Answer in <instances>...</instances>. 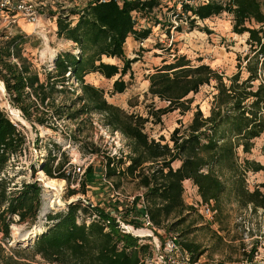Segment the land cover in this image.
<instances>
[{
    "label": "trees",
    "instance_id": "trees-1",
    "mask_svg": "<svg viewBox=\"0 0 264 264\" xmlns=\"http://www.w3.org/2000/svg\"><path fill=\"white\" fill-rule=\"evenodd\" d=\"M161 1L89 0L71 13L58 14V36L73 42L78 53L72 50L58 53L54 67L44 80L33 63L23 56L24 33L5 38L0 32V79L11 102L28 120L40 124L48 116L77 120L98 112L104 115L106 125L129 140L131 153L127 160L108 155L102 172L108 180L131 176L145 188L142 195L125 205V215H119L130 225L136 221L128 219L129 214L141 219L145 212L156 228L167 226L171 219H174L170 224L172 230L187 222L188 214L195 209L185 201L186 181H191L197 189L200 204L213 201L217 211L221 210V197L227 192H233L242 206L264 210V182L253 190L247 182V173L263 171L264 164L247 157L241 161V153H251L256 139L264 133V0H208L193 5L179 1L182 10L173 15L181 20V14L190 13L192 26L197 18L204 20L224 12L232 14L233 32L248 33L247 44L253 55L246 54L243 59L239 56L238 70L228 78L209 64L192 65L186 54L175 55L171 62L164 59V65L156 66V71L148 75V91L167 104L151 108L148 116L126 112L108 100L104 88L88 80L91 75L112 79V94L127 90L129 82L125 76L138 60L128 57L127 41L133 36L143 42L152 32V27L137 28L135 15L149 17ZM173 8V12L177 11V5ZM73 15L78 18L74 20ZM177 28L181 30L180 26ZM12 54L20 63L10 59ZM104 57L119 59L122 65L106 61ZM243 70L248 74L244 78ZM260 79L255 88L254 82ZM212 82H215V93L208 115L197 106L189 125L172 131V145L163 142L164 138H150L145 124L151 117L161 122L169 112L188 111L194 100L190 94L198 93L203 85ZM63 93L73 95L71 103L66 100L57 103ZM25 143L26 135L0 107V170ZM64 164L60 160L56 165L45 160L42 169L50 178L68 180L69 174L62 171ZM92 171L90 164L87 174ZM86 185L84 182L83 186ZM77 192L72 189L69 196ZM41 193L38 181L23 182L21 188L9 193L8 181L0 179L3 207L0 232L4 237L11 236L12 223H36ZM142 202L144 205L140 207ZM120 205L118 202L115 209L120 211ZM82 212L86 216L80 215ZM117 217L93 202L72 201L66 210L49 213L47 219L51 224L28 244L13 249V253H5L0 243V264H149L147 258L153 257L150 253L147 257L149 245L123 231ZM188 232L184 231L181 236L185 237ZM179 244L191 263L203 253L199 244L187 240Z\"/></svg>",
    "mask_w": 264,
    "mask_h": 264
},
{
    "label": "rangeland",
    "instance_id": "rangeland-1",
    "mask_svg": "<svg viewBox=\"0 0 264 264\" xmlns=\"http://www.w3.org/2000/svg\"><path fill=\"white\" fill-rule=\"evenodd\" d=\"M43 1L46 5L43 11L46 15L43 17L47 19L41 20V24H34V30L30 32L22 24L31 22L23 18L14 28L17 33H24L26 42L23 46V56L33 63V67L40 72L42 80L46 78V73L54 67L58 53L65 50L78 53L73 42L58 36L57 15L63 12L71 13L74 9L84 7L89 0ZM174 5H177L175 12L172 11ZM180 9L179 0H162L160 5L149 14V17H143L142 14L135 15L137 28L152 27V32L143 42L133 36L127 41L128 57L138 60L132 63L131 70L125 76L129 87L124 93H111L112 79L97 75L88 76L89 81L104 88L111 103L120 106L128 113L143 116H148L151 108L165 106L167 104L165 101L149 93L148 75L156 71V66H163L164 59L168 62L173 61L175 55L186 54L194 66L202 63L209 64L223 73L226 78L237 72L239 56L243 59L246 54L253 55L250 45L247 44L248 33L233 32L232 14L224 12L204 20L197 18L192 26L190 13L181 14V20L173 15ZM71 18L76 20L78 16L73 15ZM159 21L160 23L157 24ZM179 26L180 31L177 28ZM104 59L122 65L119 59L107 57ZM17 60L19 62L18 58ZM243 71L244 78L248 74L245 70ZM0 81L3 80L0 79ZM260 81L261 79L254 82L255 88ZM214 83L203 85L198 93L190 94L189 97H193L194 100L188 111L182 113L177 109L169 112L163 115L161 122L151 117L145 124V131L150 138L157 140L164 138L163 142L168 141L172 145L170 141L172 131L176 127L185 129L191 122L197 106L205 115H208L215 93ZM4 91L0 88V107L26 135V143L18 154L11 156L5 168L0 170V179L8 181L9 193L21 188L23 182L38 181L42 186L41 205L36 223H12L11 236L8 238L0 232V243L4 252L11 254L13 249L28 244L31 238L26 241L20 240L23 235L37 228L45 230L47 225L51 224L47 219L49 213L64 211L70 202L77 199L93 202L110 212L117 207L116 204L119 202L122 204L119 207L120 211L115 210L114 215L124 216L125 205L132 203L135 196L142 195L145 188L131 176L110 179L113 186L115 185L113 188L106 182L102 168L108 155L127 160V155L131 153L129 140L120 131L112 130L106 125L104 115L98 112L92 113L90 118L84 115L77 120L66 116L60 118L48 116L44 124L30 121L21 109L13 105L7 90ZM72 97L71 93H63L58 96L57 103L62 100L71 103ZM16 109L20 111L19 116L13 113ZM263 144L264 133L256 139V145L251 153H241V161L247 157L264 164ZM45 160L54 162L55 165L59 160L65 162L62 171L65 170L69 174V179L54 178L57 183L47 186L45 179L47 180L50 176L42 169ZM90 164L93 165V171L87 174ZM177 165V161L173 162L174 167ZM79 167H81L80 171ZM61 179L64 182H61ZM84 182L87 184L85 187ZM247 182L248 187L253 190L264 182V170L249 171ZM84 188L86 193L83 192ZM72 189L78 192L69 196ZM184 197L186 203L193 206L195 210L188 214V221L176 230L170 229V224L174 219H171L167 226L156 228L141 224V219L135 214L128 215V219L136 221V224L131 225L135 229L150 231L148 235L131 232L140 238L141 243L149 245L147 246V257L153 254L154 258H159L158 261L161 264L164 262L170 264L161 249L158 252L154 251L153 244L154 241H158L163 247L168 237L175 235L179 241L187 240L199 244L200 250L203 251L195 263L188 261V256L185 254L176 255L175 259H180V264H264V210H255L251 205L242 206L233 192H227L221 197V210L216 212L213 219H207L199 210L200 196L194 186L193 189L189 186L185 187ZM2 210L3 207L0 205V212ZM80 215L86 216L83 212ZM127 222L125 223L128 224ZM186 230L190 232L182 237V233Z\"/></svg>",
    "mask_w": 264,
    "mask_h": 264
},
{
    "label": "built area",
    "instance_id": "built-area-1",
    "mask_svg": "<svg viewBox=\"0 0 264 264\" xmlns=\"http://www.w3.org/2000/svg\"><path fill=\"white\" fill-rule=\"evenodd\" d=\"M179 1L193 5L197 1H208V0H179ZM44 6L46 7L43 0H0V32L5 34L4 36L5 38H9L10 36L16 34L17 32L14 28L15 26L19 25V20L21 18L35 25H38L41 20L46 18L43 17L46 15V13L43 12ZM11 59L19 63L14 54L11 55ZM78 170L80 171L81 167H79ZM105 180L108 183V185L114 188L113 183L110 180L106 178ZM91 205L93 206V204ZM142 205H144V202L140 203V207ZM199 210L207 219H213L217 212V210L214 208L213 201L206 203L202 202L199 205ZM117 220L120 223V227L123 231L131 233V231L129 230V226L131 225L126 224L119 216L117 217ZM141 220L146 227H154L148 212H145L143 214ZM161 247L162 246L158 241H154L153 248L155 252L156 251L158 252L161 249L165 256L163 254L162 255L165 258H168L167 260L170 264H180V259L176 260L175 256L176 255L183 256L185 253L181 248V245L179 244L178 237H176L175 235L169 236L168 239L165 241L164 246L162 248ZM162 255L161 257L163 258ZM158 260L159 258L157 257L156 258L151 257L149 260H147V262L149 264H161ZM163 264L166 263L164 262Z\"/></svg>",
    "mask_w": 264,
    "mask_h": 264
},
{
    "label": "bare ground",
    "instance_id": "bare-ground-1",
    "mask_svg": "<svg viewBox=\"0 0 264 264\" xmlns=\"http://www.w3.org/2000/svg\"><path fill=\"white\" fill-rule=\"evenodd\" d=\"M0 88H2L3 90H5L6 91V87H5V83L3 82V81H0ZM4 91V92H5ZM19 110L18 109H16V110H13V113H15L16 115H18L19 116ZM45 181H46V184H47V186H53L55 183H57V181H56V179H54V178H48L47 180L45 179ZM61 182H64V180L63 179H61ZM62 185V184H61ZM129 230L132 232H135V233H137V234H139V235H148L149 234V232L150 231H148L147 229H135V228H133V227H131V226H129ZM43 231V228H37L35 231H33V232H31V233H29V234H25V235H23L21 238H20V240H24V241H26V240H29L30 238L31 239H33L38 233H41ZM30 239V240H31Z\"/></svg>",
    "mask_w": 264,
    "mask_h": 264
},
{
    "label": "crops",
    "instance_id": "crops-1",
    "mask_svg": "<svg viewBox=\"0 0 264 264\" xmlns=\"http://www.w3.org/2000/svg\"><path fill=\"white\" fill-rule=\"evenodd\" d=\"M25 28H26V30L27 31H32V30H34L33 28H34V24H32V23H26V22H24L23 24H22ZM55 24L53 23V26H54ZM43 26H45L44 25V23H43ZM186 186H189L191 189H193V184L191 183V181H186ZM116 209L114 208V210L111 212V213H113V214H115V211Z\"/></svg>",
    "mask_w": 264,
    "mask_h": 264
}]
</instances>
